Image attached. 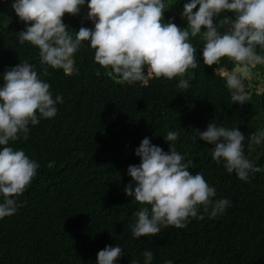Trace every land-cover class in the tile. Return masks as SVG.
<instances>
[{"label":"trees","instance_id":"obj_1","mask_svg":"<svg viewBox=\"0 0 264 264\" xmlns=\"http://www.w3.org/2000/svg\"><path fill=\"white\" fill-rule=\"evenodd\" d=\"M12 2L0 0V86L6 69L28 61L51 85L53 98L59 95L63 102L55 117L29 126L27 141L9 144L23 149L39 168L17 197L16 213L0 219V264H97V254L106 246L122 248L123 256L114 264L133 259L143 264L144 250L153 252L151 264H264V172L250 174L247 182L228 173L223 161L212 159L214 146L196 132L212 121L238 128L245 137L264 130V98L233 104L215 66L203 64L200 36L190 38L198 67L184 75L187 89L178 87L180 77L152 79L148 86L117 84L95 63L87 41L75 54L78 74L49 68L51 75L45 77L38 48L19 43L16 34L25 24ZM63 22L73 36L72 30L81 26L92 28L67 14ZM257 52L264 55L259 47ZM232 66L224 58L217 67L230 71ZM258 74L263 80L264 65L251 69L245 81L248 93V82ZM169 131L179 133L176 141H166ZM145 137L164 152L170 144L186 154L193 175L202 172L216 189L213 200L227 199L231 206L215 218H192L183 229L169 226L156 236L133 237L130 226L142 206L124 188L131 182L128 167L140 163L135 150ZM253 147L249 151L246 140L245 155L264 168V143Z\"/></svg>","mask_w":264,"mask_h":264},{"label":"clouds","instance_id":"obj_2","mask_svg":"<svg viewBox=\"0 0 264 264\" xmlns=\"http://www.w3.org/2000/svg\"><path fill=\"white\" fill-rule=\"evenodd\" d=\"M86 0H13L12 9L25 29L17 35L21 45L26 42L38 48L43 76H50L49 68L62 70L65 75L78 74L75 54L82 42H89L94 50V61L105 69L117 84L139 82L148 86L152 79L180 77L178 87L187 89L183 79L189 69L198 67L197 49L190 38L200 36L203 41L202 60L208 67L215 66L216 75L225 80L233 104L244 105L251 96L245 81L251 69L264 65V0H189L183 5L181 18L186 27L177 26L174 17L165 22L164 13L176 0H88L87 19L93 28L81 26L70 29L64 16H75ZM195 10V11H194ZM229 13L231 15L222 14ZM219 18V19H218ZM223 30V31H221ZM227 58L231 70L217 67ZM100 76L99 70L95 73ZM0 86V219L11 217L19 207L17 197L30 186L39 164L23 149L9 146L29 138L30 125L40 119L53 118L57 104L63 98H53L51 85L35 66L19 62L2 75ZM196 132L201 141L213 145L211 156L223 161L228 173H235L242 181L250 174L264 172L245 155V141L249 151L264 143V130L249 136L238 128L218 126L210 122L206 130ZM179 133L169 131L167 142L176 141ZM169 152L145 137L135 155L139 165H130L127 175L131 182L124 188L127 197H134L142 207L135 213L130 226L135 238L156 236L162 228H186L190 219L203 220L204 214L215 218L231 206L227 199L213 200L216 189L204 178L189 170L193 161L170 144ZM201 208L203 214H201ZM143 264H151L154 254L144 250ZM123 256L120 246H106L97 254V264H114ZM130 264H140L136 259ZM165 264H173L171 260Z\"/></svg>","mask_w":264,"mask_h":264},{"label":"flooded vegetation","instance_id":"obj_3","mask_svg":"<svg viewBox=\"0 0 264 264\" xmlns=\"http://www.w3.org/2000/svg\"><path fill=\"white\" fill-rule=\"evenodd\" d=\"M86 2H88V0H86ZM187 2H189V0H182V1L181 0H176V3L172 6V8L164 13L165 22H167L169 20V18L171 19V18L174 17L173 22L177 26H179L181 28L186 27V21L181 18V15H182V12H183V5L185 3H187ZM86 7H87V5H85L84 7L81 8V10H83L85 15L83 17H80L79 19L81 20V22L84 25L90 26V27L93 28L94 27L93 22L87 19ZM225 15H231V14L226 13ZM221 31H223V30H221ZM256 70H258V69H256ZM261 75L262 76H260V75L258 76L257 82H255V81H249L248 82L249 83V87H248L249 90L248 91H249V95L251 96L252 99H255L257 97L264 98V89H261V90L257 89V86L258 87L264 86V79L263 80L261 79V77H263V74H261ZM256 83H257V85H256ZM246 89H247V87H246Z\"/></svg>","mask_w":264,"mask_h":264},{"label":"water","instance_id":"obj_4","mask_svg":"<svg viewBox=\"0 0 264 264\" xmlns=\"http://www.w3.org/2000/svg\"><path fill=\"white\" fill-rule=\"evenodd\" d=\"M86 12H88L87 7H86ZM84 15H85V13L82 10H80V13L78 15L73 16V18H80V17H83ZM72 75H75V73H73Z\"/></svg>","mask_w":264,"mask_h":264},{"label":"rangeland","instance_id":"obj_5","mask_svg":"<svg viewBox=\"0 0 264 264\" xmlns=\"http://www.w3.org/2000/svg\"><path fill=\"white\" fill-rule=\"evenodd\" d=\"M87 3H88V2H85V5H87ZM7 9H9V7H7ZM82 11H83V10H82ZM76 19H77V20H80L79 18H76ZM80 21H81V20H80ZM85 24H86V23H85ZM253 79H254L255 81H257V80H258V77L256 78L255 76H253ZM257 89H258V90H261L262 88H260V87L257 86Z\"/></svg>","mask_w":264,"mask_h":264}]
</instances>
